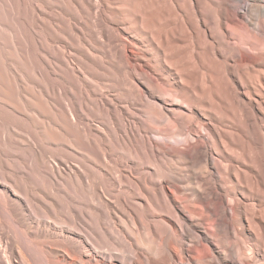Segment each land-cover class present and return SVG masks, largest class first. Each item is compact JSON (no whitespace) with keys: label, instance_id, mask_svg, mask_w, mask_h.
I'll list each match as a JSON object with an SVG mask.
<instances>
[{"label":"bare ground","instance_id":"obj_1","mask_svg":"<svg viewBox=\"0 0 264 264\" xmlns=\"http://www.w3.org/2000/svg\"><path fill=\"white\" fill-rule=\"evenodd\" d=\"M0 264H264V0H0Z\"/></svg>","mask_w":264,"mask_h":264},{"label":"rangeland","instance_id":"obj_2","mask_svg":"<svg viewBox=\"0 0 264 264\" xmlns=\"http://www.w3.org/2000/svg\"><path fill=\"white\" fill-rule=\"evenodd\" d=\"M143 62H145V61H143ZM225 202H226V205H228V214H230L231 213V209H230L229 205L231 203V198L230 197H227ZM197 206L199 207L200 210H202L201 205H197ZM210 218H211V220H210L211 223L209 224L208 232H211V230H212V223H213V220H214L213 219L214 217L210 216Z\"/></svg>","mask_w":264,"mask_h":264}]
</instances>
